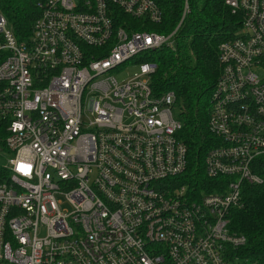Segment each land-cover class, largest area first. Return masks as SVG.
<instances>
[{
    "label": "built area",
    "instance_id": "obj_1",
    "mask_svg": "<svg viewBox=\"0 0 264 264\" xmlns=\"http://www.w3.org/2000/svg\"><path fill=\"white\" fill-rule=\"evenodd\" d=\"M187 1L168 35L131 28L161 23L153 0H44L25 41L0 13V264H249L231 255L246 238L229 218L244 186L264 182L252 169L264 157V0H224L241 22L218 47L211 193L179 181L176 97H154L156 66L135 62L174 48Z\"/></svg>",
    "mask_w": 264,
    "mask_h": 264
},
{
    "label": "trees",
    "instance_id": "obj_2",
    "mask_svg": "<svg viewBox=\"0 0 264 264\" xmlns=\"http://www.w3.org/2000/svg\"><path fill=\"white\" fill-rule=\"evenodd\" d=\"M43 1L0 0V13L19 40L28 38L40 15L38 3ZM153 1L162 11L161 23L142 27L140 22L130 20L131 28L168 35L178 25L184 0ZM187 4L189 12L176 33L174 48L163 46L139 55L135 62L147 61L156 66L150 83L154 97L166 92H173L176 97L175 114L182 125L178 136L187 148V168L179 181L196 192L211 193L217 181L210 182L205 176L204 158L217 143L207 130V121L210 97L220 75L218 47L234 38L241 15L233 14L224 0H188ZM5 57L6 53L1 50L0 63ZM6 137L7 124L0 121V149L4 152L0 158L3 159L8 154ZM252 169L264 180V157L257 159ZM7 172L0 164V181L5 180ZM242 199L243 208L230 214L229 230L244 236L246 244L231 250V255L249 264H264V182L244 186Z\"/></svg>",
    "mask_w": 264,
    "mask_h": 264
},
{
    "label": "rangeland",
    "instance_id": "obj_3",
    "mask_svg": "<svg viewBox=\"0 0 264 264\" xmlns=\"http://www.w3.org/2000/svg\"><path fill=\"white\" fill-rule=\"evenodd\" d=\"M184 3H185V0H184V2H183V7H184ZM183 12V11H182ZM181 16H182V14H181ZM185 19V18H184ZM180 21V20H179ZM184 21V20H183ZM183 23V22H182ZM131 64H133L132 62H129L128 63V68L126 69V70H124L123 72H121L120 74H116V78L119 80V81H121V80H123V79H125L126 78V76L128 75V76H130V75H133L134 74V72L136 71V69L135 68H132L131 67ZM3 148V147H2ZM2 152H3V149H2V151H1V149H0V155L2 154ZM4 153V152H3ZM3 156V155H2ZM0 164L1 165H3V164H5V157H4V159L3 158H0Z\"/></svg>",
    "mask_w": 264,
    "mask_h": 264
}]
</instances>
